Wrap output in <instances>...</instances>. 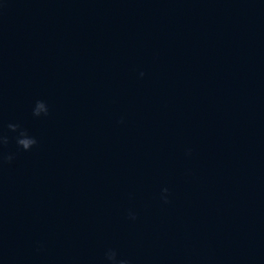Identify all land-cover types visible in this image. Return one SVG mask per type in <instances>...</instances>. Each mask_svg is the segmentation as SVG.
<instances>
[{"label":"water","instance_id":"95a60500","mask_svg":"<svg viewBox=\"0 0 264 264\" xmlns=\"http://www.w3.org/2000/svg\"><path fill=\"white\" fill-rule=\"evenodd\" d=\"M0 131V264H264V0H0Z\"/></svg>","mask_w":264,"mask_h":264},{"label":"clouds","instance_id":"9594fccd","mask_svg":"<svg viewBox=\"0 0 264 264\" xmlns=\"http://www.w3.org/2000/svg\"><path fill=\"white\" fill-rule=\"evenodd\" d=\"M141 76L144 75L143 72L140 73ZM50 114V106L48 102L44 99H37L32 106V115L33 117L40 118L46 117ZM123 123V118L121 119ZM7 128L10 129L14 134V139L17 147L23 151H30L35 145H37L38 140L35 135H33L28 128L24 127L19 122H10L7 124ZM9 143V136L4 132L0 131V147L7 145ZM191 149L188 150L190 154ZM15 152L3 153L0 152V162L7 161L12 162L15 159ZM169 189L164 187L161 190V199L167 203L169 200ZM131 219H136V213L132 210H129L128 213ZM105 259L107 264H131L128 259L120 258L115 249H108L105 252Z\"/></svg>","mask_w":264,"mask_h":264}]
</instances>
